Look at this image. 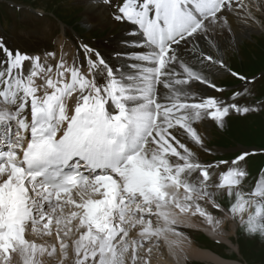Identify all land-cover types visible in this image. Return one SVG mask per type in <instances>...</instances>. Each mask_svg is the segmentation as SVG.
<instances>
[{"label": "snow or ice", "instance_id": "snow-or-ice-1", "mask_svg": "<svg viewBox=\"0 0 264 264\" xmlns=\"http://www.w3.org/2000/svg\"><path fill=\"white\" fill-rule=\"evenodd\" d=\"M103 2L135 38L118 64L86 42L57 57L0 41V264H153L165 250L181 264L182 229L197 217L264 238V169H247L255 152L201 155L221 151L207 146L209 123L264 109L246 103L256 78L212 53L230 17L260 23L253 5ZM213 69L242 83L220 86Z\"/></svg>", "mask_w": 264, "mask_h": 264}, {"label": "rangeland", "instance_id": "rangeland-1", "mask_svg": "<svg viewBox=\"0 0 264 264\" xmlns=\"http://www.w3.org/2000/svg\"><path fill=\"white\" fill-rule=\"evenodd\" d=\"M78 1L84 3L85 6L84 4L79 3ZM11 2H16L19 4H25L29 6L31 5V7L33 8L27 6H17ZM55 4H56V8L54 7ZM0 5H2L0 11V15H1L0 20H1V24H3L5 28L2 29V27L0 26V36L6 39V43L8 44L9 47L11 46L21 50L36 51L39 53L42 51L53 50L55 47L56 39L60 36L61 29H65V32H67V36L70 37L71 39L75 37L74 35L76 34L73 31H71L70 28L65 27L58 20L53 18L51 16L52 13L56 17L59 16L61 20L64 21H67L66 15L69 14H66V12L68 11L72 13V16L76 15L77 18L79 17L78 22L75 23L74 26L75 31L82 37H86V39L92 35H95L97 36V38L98 37L100 38L99 40L93 42V46L98 44H104L106 40L112 39V36L116 32L122 30L123 28V25L117 24L116 26V24L108 20V19L112 20V15L111 12L109 14L107 13L106 10H105V19L107 21V24L105 26L96 25L97 23L94 20L88 21L85 18V15L83 14L88 4L83 0H0ZM106 8L108 10L107 5ZM33 11L37 12L38 14H35ZM254 16L258 21L260 20L256 16V14ZM260 17L262 20L261 24H264L263 21L264 16H260ZM68 22H69L68 24H71V18L70 20H68ZM259 24L260 23H258V25L254 24V26L258 28ZM261 24L260 27L261 29H263L264 27H262ZM111 28L112 30L115 28L113 34H111L112 31ZM38 29H44L46 33L41 35L40 34L31 35L35 33V31H37ZM44 30L42 31L45 32ZM122 31H120V34L119 36H117V38L123 35L121 34ZM246 31L258 32L257 29H253V30L240 29L239 31H234V32H228L227 30H223L222 33L223 32L224 33L222 35H219V37H217V42L219 45V49L221 50V53L220 50L219 53L224 57V51L226 52L227 62H229V67L231 69L237 70L238 72L243 73L245 75H252L254 72L258 70H262V71L264 70V35L261 32H259V33H255L253 36H249L248 35L249 33L245 34ZM223 37H225L224 41L222 39ZM11 42H14V45H12ZM229 43L231 44L229 45ZM57 44L58 47H60L62 43L60 44V42L58 41ZM111 44L112 43H110V46L109 45L107 46L110 50H113ZM241 53H243L242 57H241ZM214 54H217L216 51ZM220 54H217V56ZM240 65L241 67H239ZM218 80L216 82L220 84L222 83L230 84L234 82L227 75L226 76L223 75L220 77L218 75ZM255 88L256 86H253L252 88L253 91L256 90ZM211 125L212 123H209L206 127L208 128L207 129L208 134L206 133V136L208 137L206 141L207 146H209V148L219 149L221 151L218 154H214L217 156L216 158H213L211 155L204 154L206 157L205 160L211 161L218 158H227V159L231 158L233 157V155L237 154L238 152L230 151V149L237 147L240 149H249V150L264 147V114L263 113H261V115H259L258 117H254V118L251 117L242 120L236 119L234 121H231V119H229L227 120L226 127L223 129L218 128L216 125L213 126L212 128H209L211 127ZM228 144H231L232 146L231 145L228 146ZM234 144L238 146H235ZM220 145H225L226 148L222 149V147H215ZM239 145L246 147L242 148ZM259 159L261 161L263 160V158L261 159L260 157ZM255 162H256L255 160L251 162L252 165L251 167L255 168L259 166L258 162L256 163ZM252 172L253 171L251 169L249 171L250 175ZM198 220L196 221L195 224L198 227L203 226L204 223L203 220L202 219H198ZM228 222L231 223L230 226ZM228 222L227 221L225 222L228 223V225H226V227L224 225L225 227L224 234H229V237L231 236L230 241L233 245L232 250L227 249L222 245H213L209 243L204 238V236H202V234L199 232L194 234L195 241L199 242L200 240H203L206 243V245L204 244L203 247L210 249L212 248L214 251L220 253V255H223L225 258L236 259L237 262L241 264H264V238H260L259 236L256 237L249 236L246 231H244L243 229L241 230V227L240 229H236V223L231 221ZM234 227L236 230L234 229ZM189 230L201 231L200 228L183 229L182 231L187 233L185 235L189 238L191 237L192 239L193 236H191ZM238 248L240 253H238ZM233 250H235V252ZM234 253L236 255H234ZM168 255L169 254L165 250L162 258L166 259ZM158 259L160 258L154 255L153 263L156 262V264H159L161 262V259L157 261ZM187 264H201V263L191 261L188 262Z\"/></svg>", "mask_w": 264, "mask_h": 264}, {"label": "bare ground", "instance_id": "bare-ground-1", "mask_svg": "<svg viewBox=\"0 0 264 264\" xmlns=\"http://www.w3.org/2000/svg\"><path fill=\"white\" fill-rule=\"evenodd\" d=\"M83 1L87 2V4H88L86 9H85V11H84V13H83L85 15V18L88 21H90V20L96 21V23H97L96 25L105 26L107 24V21L105 19V10L106 11H108V10L106 8V5H104L102 3L103 0H101V1L100 0H83ZM98 1H100V2L97 3ZM245 2L246 3L250 2L253 5V7H252L253 15L261 14V16H264V0H245ZM92 3L95 4V5H93ZM257 5H260V7H257ZM230 23H231V26H232V31L231 32L239 31L240 29H246V30L257 29L258 32H260V31L263 32L264 31V28L261 29L260 24H259L258 28H256L254 26V24H251L252 21L251 22L249 21L248 24L245 25V24L241 23L240 21L230 17ZM126 31H128V30L126 29ZM121 34H124L123 31H122ZM222 34H220V35H222ZM64 36H65V33H64ZM217 37H219V35ZM117 41L118 42L119 41L120 42H124V41H129V39H126V38L123 37V35H121L120 37L117 38ZM59 42H60V44L62 43V37L59 38ZM111 47H112V49L116 48V46L113 43L111 44ZM129 50L130 49H125V51H129ZM218 56L223 58L222 55H218ZM217 78H218V75H216V79ZM198 219H200V218H194L193 222H192V225L189 226V227H184L183 229H186V228H193V229L200 228L202 233L206 234L209 238L218 240V241L224 243L225 245H227L229 248L233 249V245L231 244V241L229 239L230 238L229 234H224V231H223L224 228H225L224 227L225 224L223 225V227L219 231L213 232L211 230L210 226H208L206 223H203V226H199L198 227L195 224ZM187 238H188V240L186 242L185 247H186L188 259H187L186 262H184L182 260L181 264H187V262H189V261H201V262H206V263H210V264H240L239 262H236V261H229V260L222 259L218 255L213 254L212 252H210L209 250H206V249L203 250V248L198 247L193 242V239L191 237H190L191 239L189 237H187ZM160 259H158L157 261H159ZM153 264H156V262L153 263ZM159 264H177V261L173 257H171L170 255H168V257L166 259L162 258L161 262Z\"/></svg>", "mask_w": 264, "mask_h": 264}]
</instances>
